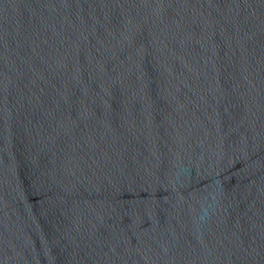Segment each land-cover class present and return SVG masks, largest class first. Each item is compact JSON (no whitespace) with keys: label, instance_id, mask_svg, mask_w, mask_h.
Wrapping results in <instances>:
<instances>
[{"label":"water","instance_id":"water-1","mask_svg":"<svg viewBox=\"0 0 264 264\" xmlns=\"http://www.w3.org/2000/svg\"><path fill=\"white\" fill-rule=\"evenodd\" d=\"M0 264H264V0H0Z\"/></svg>","mask_w":264,"mask_h":264}]
</instances>
